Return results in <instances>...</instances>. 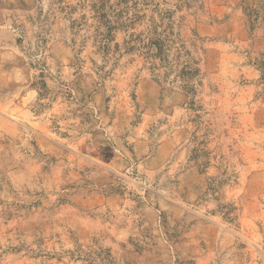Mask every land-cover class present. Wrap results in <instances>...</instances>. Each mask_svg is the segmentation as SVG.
Masks as SVG:
<instances>
[{
	"label": "rangeland",
	"instance_id": "rangeland-1",
	"mask_svg": "<svg viewBox=\"0 0 264 264\" xmlns=\"http://www.w3.org/2000/svg\"><path fill=\"white\" fill-rule=\"evenodd\" d=\"M97 1L0 0V264H264V0Z\"/></svg>",
	"mask_w": 264,
	"mask_h": 264
},
{
	"label": "trees",
	"instance_id": "trees-1",
	"mask_svg": "<svg viewBox=\"0 0 264 264\" xmlns=\"http://www.w3.org/2000/svg\"><path fill=\"white\" fill-rule=\"evenodd\" d=\"M108 0H98L93 6L95 7V11L100 13L103 9L107 7ZM116 11L115 19L108 20L106 25L104 22L99 18V24L97 25V34L101 37L100 43L103 49L108 48L109 42L112 41V34L113 32L119 28L121 25L124 27H128L133 25L135 22L144 19L147 17L146 13H143V9H146L145 6L150 5L151 0H116ZM171 12H163L160 11L158 16L162 21L160 24L154 23V18L151 16V23H153V27L149 24V31L146 33V37L142 36L141 34L137 35L136 38H131L130 41L127 42V50H142L143 54L145 55L147 61H149L152 65L162 66L165 59L163 58L166 54V41L162 37L166 32L168 26L166 24L165 28L159 32V28L164 25L165 17L171 16ZM170 18V17H169ZM122 19L123 22H119ZM117 24V25H116ZM106 26V32L101 31L102 28ZM151 27V28H150ZM132 36V35H131ZM199 70L191 63H186L183 68V75L186 77L184 78V83L186 88H189L191 92L194 93V87L190 86L191 81L195 78L198 74Z\"/></svg>",
	"mask_w": 264,
	"mask_h": 264
}]
</instances>
